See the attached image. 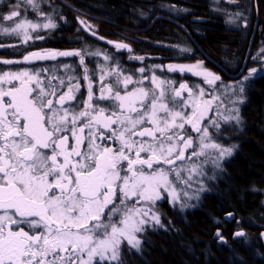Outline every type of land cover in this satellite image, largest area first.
Returning <instances> with one entry per match:
<instances>
[{
	"label": "snow or ice",
	"instance_id": "1",
	"mask_svg": "<svg viewBox=\"0 0 264 264\" xmlns=\"http://www.w3.org/2000/svg\"><path fill=\"white\" fill-rule=\"evenodd\" d=\"M25 3L43 15L38 0ZM19 8L14 4L3 16L14 26L0 32L22 34L26 42L29 28L56 27L50 18L42 25L17 19ZM89 55L103 54L45 51L24 57V62L80 57L88 83L82 108L74 105L81 85L72 75L65 80L27 70L0 74V264H122V243L138 249L136 234L149 221L160 224L155 206L162 193L179 202L176 185L190 186L194 176L204 174V164L219 167V160L231 155L213 130H221V121L239 123V109L224 106L215 94L220 77L202 62L169 64L167 70L201 76L212 93L186 83L176 88L171 80L143 75L144 68L134 78L116 65L100 66L97 94L85 64Z\"/></svg>",
	"mask_w": 264,
	"mask_h": 264
},
{
	"label": "trees",
	"instance_id": "2",
	"mask_svg": "<svg viewBox=\"0 0 264 264\" xmlns=\"http://www.w3.org/2000/svg\"><path fill=\"white\" fill-rule=\"evenodd\" d=\"M17 3L21 13L17 19L42 25L50 18L56 27L29 28L31 38L26 42L22 34L0 32V74L27 70L42 78L51 73L65 80L72 75L81 85L76 107L88 95L80 57L33 59L8 66L2 61L21 60L33 52L98 51L103 55L85 56L97 94L100 66L119 65L134 77V68L147 63L167 68L169 64L202 62L218 72L222 81L238 86L237 98L243 100L237 108L240 121L223 143L232 152L206 182L207 193L194 203L187 202L186 207L163 202V212L157 210L160 224L149 221L147 230L145 226L136 234L141 241L138 249L124 241L127 248H121V261L264 264V246L258 236L264 230V0H237L235 4L227 0H38L43 15L25 0H0V28L14 26L2 18ZM81 21L91 23L92 29ZM116 43L127 45V51L115 49L112 45ZM104 55L110 59L105 61ZM134 57H143V62ZM251 69L256 72L249 76ZM171 76L179 83L200 85L189 75ZM226 213L235 217L228 229L223 220ZM217 230L225 244L215 237ZM236 231H244V235L235 238Z\"/></svg>",
	"mask_w": 264,
	"mask_h": 264
},
{
	"label": "rangeland",
	"instance_id": "3",
	"mask_svg": "<svg viewBox=\"0 0 264 264\" xmlns=\"http://www.w3.org/2000/svg\"><path fill=\"white\" fill-rule=\"evenodd\" d=\"M83 25H87L88 26L87 29H92V25L89 22H86V23L84 22ZM112 46L115 49H117L115 47V45H112ZM119 50L127 51L126 48L125 49H119ZM56 51H58V50H56ZM69 51H76V50H69ZM5 61H14V60H5ZM16 61L24 62V59L16 60ZM134 61H137L140 64H141V62H143L140 59L134 60ZM13 63H16V62L14 61ZM197 63L198 62H193V63H177V64L194 65V64H197ZM4 65H7L8 66V65H12V64H10V63H4ZM202 67L204 69H206V70H208V71H210V72H212L215 75H218L220 77V80L217 81L216 82V85H215V89H216L215 94L222 96L224 106H226L227 108H233V107L239 108V100L237 98V96L239 94L238 93L239 92L238 86H236L235 84H232V83H228V82L222 81L221 76H220V74L218 72H216V71H214V70L206 67L205 64H203V63H202ZM140 68H144L145 69V72H144L143 75H145V76H147L149 78L153 74H155L158 78L164 79V80H170L172 78L171 75H178L180 77L189 75V76L194 77L198 81H200V85H197L196 83H193V84H190L189 83L188 84L189 87H191L193 89H196V90H198L199 87H203L205 89L206 93H212L213 92V87L212 86H209L208 84H206L204 82V79L201 76L193 75L190 72H185V73H180L178 71L177 72H169L167 70V68L166 69L163 68L160 63L158 65H151V66L149 65V63H147V66L140 65L139 67L134 68V72H133L134 75H135L134 78H139L141 76V73L138 71V69H140ZM5 71H10V70H5ZM171 81L174 82V80H171ZM145 84L148 87H151L150 81H145ZM229 85H231L230 88L227 87ZM173 86L176 87V88L179 87V85H175L174 83H173ZM5 87H7V85H5ZM184 95L186 96L187 93H184ZM229 100H237V103H235L233 105V104L229 103ZM209 115H213V114L210 113ZM221 124H222V127H221V130L218 133L215 130H213V138L216 140V142H218L222 146H224L223 145L224 141H226L229 138V135L231 133L230 129H234V124H237V122L233 120V121H231L228 124H224L223 121H221ZM188 131L191 132V129H188ZM193 135H195V134L193 133ZM211 155L218 156L219 154L216 153V152H212ZM229 156L230 155L225 156L223 159H220L219 160V167H217L211 161H209L208 163L204 164L203 165V173L204 174L202 176H199V175L194 176L193 177V180L189 182L190 183V186L189 185H176V187L178 189L179 196H180L179 202L172 203L171 202V197L168 195V193L167 192H163L162 193V198L156 202L155 211L158 213L157 210H162V208H163L162 203L163 202H166L167 205H171V206L172 205L182 206V205H185L189 201H191V202L194 203L199 198L200 193L203 192V190L205 188L204 185H205L206 180L208 178H210L214 174L215 171H219L220 170V168L222 166V163L225 162L228 159ZM203 159L204 158H201V160H203ZM184 192H187L188 193V196H185L183 194ZM129 203H131V201H129ZM117 204H119V200H117ZM162 212H163V210H162ZM147 224L144 225V227L146 226V230H147V226H148ZM122 247L123 248H125V247L127 248V244L126 243L125 244H122L121 245V248Z\"/></svg>",
	"mask_w": 264,
	"mask_h": 264
},
{
	"label": "bare ground",
	"instance_id": "4",
	"mask_svg": "<svg viewBox=\"0 0 264 264\" xmlns=\"http://www.w3.org/2000/svg\"><path fill=\"white\" fill-rule=\"evenodd\" d=\"M166 69V68H165ZM170 80H175L174 78H171ZM216 175V174H215ZM208 180H211V177L210 178H208L207 180H206V182L208 181ZM206 182H205V188H204V190H203V192H201L200 193V195H203V194H205V193H207V192H205L206 191ZM227 214H232V213H226V214H224L223 215V220H224V222L226 223V228L228 227V224H230V223H232L233 222V220H234V214H232L233 215V218L231 219V220H229L228 218H226L225 216L227 215ZM228 229V228H227ZM237 232H243L244 233V231H236V232H234V234L235 233H237ZM262 232H264V230L263 231H261L260 233H258V236L262 233ZM239 237H241V236H239ZM260 238V237H259ZM239 239V238H238ZM261 239V238H260ZM262 240V239H261ZM262 243H263V240H262ZM263 246H264V244H263Z\"/></svg>",
	"mask_w": 264,
	"mask_h": 264
},
{
	"label": "water",
	"instance_id": "5",
	"mask_svg": "<svg viewBox=\"0 0 264 264\" xmlns=\"http://www.w3.org/2000/svg\"><path fill=\"white\" fill-rule=\"evenodd\" d=\"M226 218H228L229 220H231L232 218H233V215L232 214H227L226 216H225ZM220 233V235H221V231L220 230H217L216 232H215V237H218L217 236V233ZM234 237L235 238H237V236L234 234ZM259 237L263 240V244H264V232H262L260 235H259ZM219 243H222V244H225L226 243V239L225 238H223V240H221V239H219Z\"/></svg>",
	"mask_w": 264,
	"mask_h": 264
},
{
	"label": "flooded vegetation",
	"instance_id": "6",
	"mask_svg": "<svg viewBox=\"0 0 264 264\" xmlns=\"http://www.w3.org/2000/svg\"><path fill=\"white\" fill-rule=\"evenodd\" d=\"M194 78V77H193ZM192 82H194V81H192ZM182 83H186L187 85L189 84V82H182ZM174 84L175 85H180V83H179V81H177V80H174ZM79 102H80V107L79 108H82L83 107V101H81L80 99H79ZM107 103V102H106Z\"/></svg>",
	"mask_w": 264,
	"mask_h": 264
}]
</instances>
